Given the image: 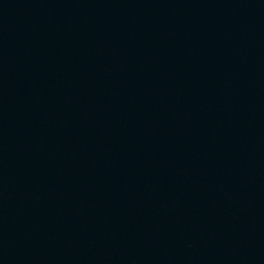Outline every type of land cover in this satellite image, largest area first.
<instances>
[{
  "label": "water",
  "instance_id": "water-1",
  "mask_svg": "<svg viewBox=\"0 0 264 264\" xmlns=\"http://www.w3.org/2000/svg\"><path fill=\"white\" fill-rule=\"evenodd\" d=\"M0 264H264V0H0Z\"/></svg>",
  "mask_w": 264,
  "mask_h": 264
}]
</instances>
